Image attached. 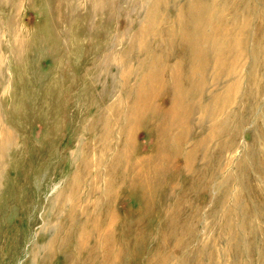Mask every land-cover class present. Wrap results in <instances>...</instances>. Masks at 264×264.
Listing matches in <instances>:
<instances>
[{
  "label": "rangeland",
  "instance_id": "1",
  "mask_svg": "<svg viewBox=\"0 0 264 264\" xmlns=\"http://www.w3.org/2000/svg\"><path fill=\"white\" fill-rule=\"evenodd\" d=\"M0 143V264H264V0H0Z\"/></svg>",
  "mask_w": 264,
  "mask_h": 264
},
{
  "label": "bare ground",
  "instance_id": "2",
  "mask_svg": "<svg viewBox=\"0 0 264 264\" xmlns=\"http://www.w3.org/2000/svg\"><path fill=\"white\" fill-rule=\"evenodd\" d=\"M227 2H228V1H227ZM229 6H230V5H229ZM226 9H227V7H226ZM226 9H225L224 11H226ZM230 11H232V10H230ZM230 11H229V12H230ZM228 15H229V14H228ZM231 16H232V15H231ZM228 17H229V16H228ZM232 17H234V16H232ZM234 19H236V18H234ZM235 24H236V23H235ZM238 25H239V24H238ZM223 28H224V27H223ZM235 28H236V27H235ZM228 29H229V28H228ZM236 29H237V28H236ZM228 32H229V31H228ZM229 34H230V33H229ZM230 35H231V34H230ZM230 35H229V36H230ZM229 36H228V37H229ZM230 37H231V36H230ZM227 40H228V38H227ZM228 53H229V52H228ZM232 65H233V64H232ZM0 144H1V143H0ZM0 215H1V209H0ZM0 217H1V216H0ZM107 221H108V220H107ZM109 223H110V222H109ZM106 226H107V225H106ZM105 230H106V228H105ZM96 231H97V230H96ZM104 232H105V231H104ZM101 238H102V237H101ZM101 238H100V240H101ZM99 248H100V247H99Z\"/></svg>",
  "mask_w": 264,
  "mask_h": 264
}]
</instances>
